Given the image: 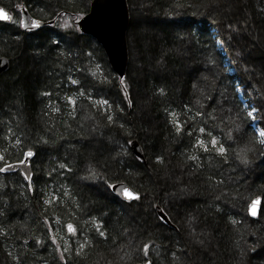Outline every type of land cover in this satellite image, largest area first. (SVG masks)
<instances>
[{
	"label": "trees",
	"instance_id": "1",
	"mask_svg": "<svg viewBox=\"0 0 264 264\" xmlns=\"http://www.w3.org/2000/svg\"><path fill=\"white\" fill-rule=\"evenodd\" d=\"M130 1L138 6H129ZM135 1L128 0L129 60L121 83L102 46L77 30L76 20L88 12L91 0H0L13 13L9 24L0 22V56L9 59L8 70L0 74V167L17 162L28 149L36 152L31 159L34 192L27 191L19 170L0 174V264H65L60 259L64 248L69 249L63 253L67 264H264V139L257 134L261 126L264 130V101L246 81L243 57L222 28L225 0H215L213 7L212 0ZM20 5L52 23L22 29L20 12L13 11ZM250 6L264 22L263 0H250ZM144 13L150 24L135 21L137 16L146 21ZM169 20L187 21L199 54L224 67L213 95L196 90L184 74L183 57L175 48L187 34ZM131 54L138 61L134 67ZM257 86L264 91V84ZM69 96L76 101L74 108ZM102 100L109 102L107 110ZM253 107L254 118L248 116ZM198 111L215 120L196 116ZM177 118L184 124L179 134L172 123ZM202 126L225 147L254 148L247 154L249 163H240L232 153L225 160L193 148L197 138L210 141L199 132ZM190 131L195 135L189 136ZM229 132L235 143L227 140ZM41 138L49 143H37ZM133 139L144 160L130 150ZM61 163L67 169H59ZM89 165L97 176L89 175ZM120 181L140 199L115 197L110 185ZM180 183L186 189L175 200L170 195ZM53 194L58 201L45 205ZM256 197L262 202L251 219L247 207ZM154 205L170 224L160 221ZM69 223L74 236L67 231ZM193 227L207 235L202 245ZM145 243L150 244L147 257ZM80 244L85 248L77 256Z\"/></svg>",
	"mask_w": 264,
	"mask_h": 264
},
{
	"label": "rangeland",
	"instance_id": "2",
	"mask_svg": "<svg viewBox=\"0 0 264 264\" xmlns=\"http://www.w3.org/2000/svg\"><path fill=\"white\" fill-rule=\"evenodd\" d=\"M133 1L135 4L136 1ZM131 3L132 2L130 1V4ZM129 6H138V3L134 6H132V4ZM223 6L225 8V13L227 14L225 19H223L224 23L222 22L223 20L219 21L220 18L218 19V15H215L216 13L212 12L211 15L213 18H217L216 21L218 24L221 25L223 23V27H221L227 30V34L230 35L232 43L239 49V52L243 57L242 64L246 81H250L257 87V89L255 88L257 95L261 101H264V91L257 86V84H264V26H262L264 22L261 19L262 17L257 19L256 15L251 12L252 6H250V0H225ZM138 12L141 13L139 10ZM143 17H145L146 21H142L144 19H141L142 16H137L135 21L140 20L141 22H145V24H150L151 19L148 20L145 13L143 14ZM169 21L172 24L174 23L182 34H187L189 25L187 21ZM195 45L194 41L191 40L187 34L185 37L180 36V39L176 43L175 50L183 57L185 65L184 74L191 77L192 84L195 85L194 88L204 95H213L214 91H212V87L218 82V76L221 77L225 75L224 67L221 65L215 66L213 63H209V60L201 54L202 51H200L199 54L197 46ZM158 63V66H162L163 64L161 61ZM137 64L138 61L131 54V66L134 67ZM238 83L239 82H237V84ZM225 101L224 104L227 105V100ZM225 108H227V106ZM263 109L264 107L262 105V110ZM228 110L229 115H231L232 109L228 107ZM262 112L264 113V110ZM255 114L256 112L254 115ZM91 121L92 120H90V122ZM262 128L263 127L261 126V128L257 129L258 135L260 131H264ZM262 138L264 139V137ZM248 143L249 141H247V144ZM185 187L184 183H180V186L177 187L178 189L172 192L170 196L175 200L182 197L180 193H183V188ZM189 221L194 223L191 218ZM194 234L196 235V241L200 240L204 242L207 239V235L200 228L195 227ZM128 236L130 242L134 243L135 240L133 236H131V234H128ZM198 244L202 245L203 243Z\"/></svg>",
	"mask_w": 264,
	"mask_h": 264
},
{
	"label": "snow or ice",
	"instance_id": "3",
	"mask_svg": "<svg viewBox=\"0 0 264 264\" xmlns=\"http://www.w3.org/2000/svg\"><path fill=\"white\" fill-rule=\"evenodd\" d=\"M213 6H215V0H212V3L209 4V7H213ZM13 11L14 12L19 11V12H25L26 13V6L20 5L19 7H14ZM12 19H13V17L9 14V11L6 10L4 7H0V22H10V21H12ZM26 23L27 22H26L25 19H20L19 27L25 28L26 27ZM31 26L33 28H39L40 27V21L37 20V19H32L31 20ZM77 30H79V29H77ZM209 63H214V61L210 59ZM69 81L73 85L78 84V81L73 80L71 78H69ZM121 83H123V77L121 78ZM193 87H195V85H193ZM84 94H85L84 92L80 93L81 96H83ZM45 95H50V93H45ZM66 99H67V102L69 104L73 105V108H74L76 101L73 100V98L70 97V96L67 97ZM99 103H101L102 105L106 106V110H107V107H110L109 106V102L107 100L99 101ZM197 103H199V101H197ZM185 107H187V106H185ZM55 111H60V109L57 108V109H55ZM121 111H122V109H121ZM256 111H257V109L255 107H253L252 110L248 112V116L254 118V113ZM204 115H207L209 120H213V121L215 120V116H213L210 113H202V112H199V111L196 113V116H198V117L199 116H204ZM107 120H108L109 123H114L113 115H108L107 116ZM172 123L175 125V131L178 134L182 133L183 128H184V124H182L178 118L173 120ZM121 127H123V125H121ZM237 131H239V127H237ZM199 132L201 134H206L208 137H210V141L206 144L203 139L197 138L195 143L192 145L193 148H197L198 150L202 149L205 154H208L210 152H215V154L218 157H222L225 160L228 158L229 154L232 153L234 155V158L238 159L240 161V163H242V164H248L249 163L247 154L249 152L254 151V148L249 147L248 145H245L243 147H240L239 150L237 151L236 149H233L231 147V144H229L228 147H225V144L222 143L220 140H218L217 137L212 134V132L209 131V132L206 133V127H204V126L200 127L199 128ZM188 135L189 136H193V135H195V132L194 131H190L188 133ZM259 136L260 137H264V131H260L259 132ZM227 140L232 142V143H235L233 135L231 134V132H229V134L227 135ZM17 143L19 144V143H21V141L17 140ZM37 143H43V144L47 145L49 142H48V140H45V139L41 138V140L38 141ZM128 143H132V141L129 140ZM260 143L262 145H264V140H261ZM35 155H36V152H34L31 149H28L27 151H24L22 153V158L18 159L15 164L4 163L3 166L0 167V174L9 172L10 170H13V169H21V166H23V170L20 171V175H22L24 180L27 182V184H26L27 191L34 192L35 189L33 188V185L31 183V179H32V175L33 174L30 171H28V169L31 166V159ZM140 158L141 157L137 156V159H140ZM3 159H4V157L0 156V160H3ZM189 159H197V157H189ZM156 160H157V163H161L162 162V157L158 156L156 158ZM58 167L61 170L67 169V165H65L63 163L59 164ZM55 171L56 170L53 169V172H55ZM52 174L53 173H49V176H51ZM61 174H62V172H61ZM89 175L93 176V177L98 175V173L95 171V169L92 167V165H89ZM221 183H222V181H221ZM110 187L115 188V186H111V185H110ZM64 195L67 196L68 193L65 191ZM122 195L129 202L132 201V200H139L140 199V196H139L138 193L133 192L132 190H130L127 187H123L122 188ZM58 199L59 198L56 195L53 194V195H51V199H44L43 203L45 205H51L53 202L58 201ZM257 204H258V200H253L252 201L251 205L249 206V215H251L253 217L257 216V210H256V205ZM153 207H155L157 209L158 214H159V219H160L161 222H164L165 220H167V215H166V213L164 212V210L162 208H159L158 205H154ZM0 215H3V210H0ZM45 223H47V218H45ZM232 223L235 224L236 221H232ZM66 228H67V231H68L69 234H71L73 236L76 235V229L74 228V226L71 223L67 224ZM50 230L51 229L49 228V231ZM97 231H98L100 237L107 238L105 231H100L99 228H97ZM52 239H53V243L55 244L56 243L55 238L53 237ZM197 242L201 243V244L203 243V241H200V240H197ZM36 243L40 244V241L36 240ZM88 243H91V242L89 241ZM84 248H85V245L84 244H80L79 245V249L76 252V255L77 256L81 255ZM149 248H150V244L149 243H145L143 245V255H144V257L148 256ZM57 250H59V246H58ZM68 250H69L68 248H64L63 252H61V256H60L61 261H64L65 264H67V262L65 261V257H64L63 253L67 252ZM249 251L255 252V248L249 249ZM147 264H152V262L150 260H148Z\"/></svg>",
	"mask_w": 264,
	"mask_h": 264
},
{
	"label": "water",
	"instance_id": "4",
	"mask_svg": "<svg viewBox=\"0 0 264 264\" xmlns=\"http://www.w3.org/2000/svg\"><path fill=\"white\" fill-rule=\"evenodd\" d=\"M0 7H4L0 5ZM6 9V7H4ZM264 8V0H263ZM7 10V9H6ZM9 11V10H8ZM9 14L12 16V13L9 11ZM20 19L26 20V27L22 28L24 30H34L38 28H33L31 26V20L37 19L40 21V27L46 23H52L53 20L44 22L39 18H36L30 14L26 9L25 12H20ZM20 21V20H19ZM11 22V21H10ZM10 22H2L9 24ZM130 14L128 9L127 0H91L89 4V9L86 14L81 16L77 21V26L81 33L89 34L102 46V49L105 53L107 61L111 69L119 75V77L124 76L125 70L129 60L128 45L126 39V33L129 27ZM39 27V28H40ZM9 68V59L6 56H0V74L8 70ZM132 143L129 144L130 150L134 153L135 156L141 157V160H144L142 148L138 140H131ZM15 164V163H12ZM17 170V169H13ZM10 170V171H13ZM20 171L23 170V166ZM28 171L32 172L31 166ZM111 186V192L115 197L126 200L122 195V188L127 187L133 192L138 193L130 184L125 181L115 182ZM139 194V193H138ZM253 200H258L256 205L257 214L259 212L262 198L257 197ZM252 200V201H253ZM252 201L248 204L247 212L249 215V206ZM159 206V205H158ZM159 208H161L159 206ZM156 213L158 214L157 209L155 208ZM159 216V214H158ZM251 219H255L249 215ZM167 224H170V220L167 216V220L164 221ZM133 264H147L145 263H133Z\"/></svg>",
	"mask_w": 264,
	"mask_h": 264
},
{
	"label": "bare ground",
	"instance_id": "5",
	"mask_svg": "<svg viewBox=\"0 0 264 264\" xmlns=\"http://www.w3.org/2000/svg\"><path fill=\"white\" fill-rule=\"evenodd\" d=\"M257 134H258V131H257ZM247 214H248V212H247ZM249 216V215H248Z\"/></svg>",
	"mask_w": 264,
	"mask_h": 264
}]
</instances>
